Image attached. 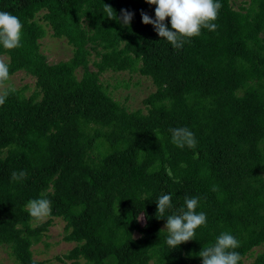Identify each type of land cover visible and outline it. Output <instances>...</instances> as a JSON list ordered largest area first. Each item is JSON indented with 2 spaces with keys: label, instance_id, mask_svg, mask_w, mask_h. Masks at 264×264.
Returning a JSON list of instances; mask_svg holds the SVG:
<instances>
[{
  "label": "trees",
  "instance_id": "16d2710c",
  "mask_svg": "<svg viewBox=\"0 0 264 264\" xmlns=\"http://www.w3.org/2000/svg\"><path fill=\"white\" fill-rule=\"evenodd\" d=\"M217 2V29L175 48L142 22V10L155 19L145 0H0L23 25L21 46L0 55L9 75L33 78L0 105V245L13 264H45L31 245L53 217L74 243L55 259L70 264H202L199 252L225 232L239 241L238 264L255 247L248 264H264V0ZM105 4L134 13L131 24L106 17ZM44 25L71 46L68 59L46 61ZM105 71L149 79L145 111L113 99L98 81ZM175 128L196 146L177 147ZM13 171L27 175L13 181ZM165 194L172 206L157 218ZM186 197L206 224L171 248L167 216L186 211ZM33 199L51 202L34 225Z\"/></svg>",
  "mask_w": 264,
  "mask_h": 264
},
{
  "label": "clouds",
  "instance_id": "9594fccd",
  "mask_svg": "<svg viewBox=\"0 0 264 264\" xmlns=\"http://www.w3.org/2000/svg\"><path fill=\"white\" fill-rule=\"evenodd\" d=\"M150 5H155V19L141 11L142 22L151 24L161 38H165L175 48H181L185 38H192L201 34V29L215 31L221 3L217 0H145ZM104 12L109 19H117L122 26L131 24L134 13L127 9H121V15L117 17L112 6L105 4ZM170 18L171 29L165 23ZM23 25L19 18L10 12L0 11V45L4 49L11 50L21 46V32ZM9 66L3 57H0V105L5 103L9 92H15V88L5 89L8 81ZM172 142L180 148L185 146L194 148L196 139L194 133L188 128H175L171 130ZM27 173L13 171V181L22 180ZM186 211L181 209L179 215H168L165 228L168 231L166 243L175 248L181 243L195 239V230L206 224V214L197 213L198 198H185ZM171 196L162 195L157 200V218L165 216L167 209L171 208ZM29 214L43 220L51 214V202L47 199H33L27 205ZM158 214V215H157ZM239 247V241L229 233H221L214 245L203 248L199 252L202 264H238L241 256L234 249Z\"/></svg>",
  "mask_w": 264,
  "mask_h": 264
},
{
  "label": "rangeland",
  "instance_id": "374dc122",
  "mask_svg": "<svg viewBox=\"0 0 264 264\" xmlns=\"http://www.w3.org/2000/svg\"><path fill=\"white\" fill-rule=\"evenodd\" d=\"M248 0H230L233 8L244 4ZM45 34L39 39V50L45 55L48 63H55L60 60H66L71 55V46L67 44L64 38L52 37L50 35V29L44 25ZM7 60L5 56H1ZM90 60L94 59L93 54L89 57ZM89 69H94L89 65ZM81 73L80 69L75 71L78 77ZM10 78L5 82V87H21L27 86L25 91L28 94L33 89V78L22 73L15 72L9 75ZM98 81L105 87L109 95L117 100L123 106L128 109H141L145 111L142 99L150 92L154 87L150 83L149 79L139 75L138 73H130L127 71L113 72L105 71L98 77ZM47 218V217H46ZM45 218V219H46ZM35 220L32 225L44 221ZM64 221L58 217L52 218V223L48 227L47 231L40 240L31 245L32 256L36 260H43L45 264H70L68 260L58 261L55 256H60L69 250L74 243L67 242L62 239ZM260 250V247L252 249L247 256L243 258V263L248 264L251 262L254 255ZM0 263L1 264H13L10 256L7 253L5 246L0 245ZM80 264L83 261L80 260ZM151 264V262H149Z\"/></svg>",
  "mask_w": 264,
  "mask_h": 264
}]
</instances>
